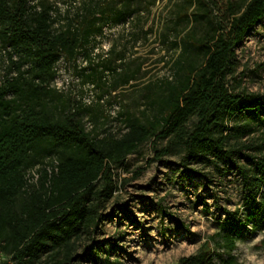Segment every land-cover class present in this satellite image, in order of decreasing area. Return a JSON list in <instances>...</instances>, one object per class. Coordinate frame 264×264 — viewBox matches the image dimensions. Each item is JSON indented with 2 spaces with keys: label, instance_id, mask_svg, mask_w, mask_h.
<instances>
[{
  "label": "trees",
  "instance_id": "obj_1",
  "mask_svg": "<svg viewBox=\"0 0 264 264\" xmlns=\"http://www.w3.org/2000/svg\"><path fill=\"white\" fill-rule=\"evenodd\" d=\"M157 3L165 8L160 42L173 35L167 50L177 54L163 63L167 74L145 87L150 102L140 117L129 113L120 134L99 135L87 130L80 103H40L38 93L59 62L74 67L81 60L77 73L84 81L96 89L108 83L101 95L118 82L137 81L140 64L132 70L136 62L123 56L152 33ZM263 21L264 0H85L62 14L46 0H0V40L17 54L9 61L19 76L29 74L28 88L16 79L0 84V256L8 258L0 264L71 263L75 243L104 221L102 207L116 189L114 169L147 142L154 143L155 159L178 155L186 169L200 164L224 174L219 165L229 166L241 179L243 207L251 210L243 224L263 231L264 154L245 153L260 148L240 143L251 133L248 122H232L240 113L262 112L263 100L229 83L237 48ZM113 29L121 34L105 56L92 58L97 38ZM123 37L126 44L117 49ZM24 64L28 70H21ZM45 158L51 162L38 170L36 186L28 185L27 171ZM224 214L222 230L238 223L239 210ZM236 237L235 231L220 236L227 251ZM204 248L177 264H213Z\"/></svg>",
  "mask_w": 264,
  "mask_h": 264
},
{
  "label": "rangeland",
  "instance_id": "obj_2",
  "mask_svg": "<svg viewBox=\"0 0 264 264\" xmlns=\"http://www.w3.org/2000/svg\"><path fill=\"white\" fill-rule=\"evenodd\" d=\"M46 1L62 14L85 0ZM231 1L241 4L243 0ZM153 12L155 27L152 33L138 42L135 49L126 47L123 56L125 63L136 62L130 65L132 70L140 64L135 76L137 81L124 86L118 82L114 92L101 95L108 83L96 89L84 81L77 73L85 66L81 60L74 67L70 62H59L52 79L38 93L40 103L67 107L70 103H80L87 108L88 115L84 117L87 130L95 129L99 135L105 134L103 130L106 134H120L127 114L140 117L147 110L150 93L145 87L167 74L163 63L177 54L167 50L175 40L173 35L168 36L165 44L160 42L158 17H163L164 3H157ZM151 23V19L146 20L145 28ZM119 33L117 29L104 30L97 38L98 46L92 58L96 59L100 52L105 56ZM125 41L124 37L119 39L117 49L126 44ZM10 53L0 40V84L16 79L24 84L22 87L28 88L29 74L19 76L9 61ZM10 56L12 61L18 58L15 53ZM161 57L162 61L158 62ZM21 70H28V65L24 64ZM229 83L234 90L257 94L263 100L262 112H243L232 122H248L251 133L240 143L260 148L245 153L264 154V21L256 25L237 48L236 66ZM162 145L157 143L156 146ZM153 146L151 142L143 144L135 154L126 157L121 168L114 169L112 180L116 189L102 207L104 221L93 235L79 238L69 264H177L181 258L198 254L203 246L210 253L213 264H224L230 259L232 264H264V230L253 232L250 223L243 224L251 210L243 207L241 179L237 173L223 164L219 166L224 174L212 166L200 164H191L186 169L178 155L155 159ZM50 162L45 158L27 171L28 185L36 186L38 170ZM238 163L246 166L242 157ZM237 210L238 223L225 225L222 230L224 211ZM164 214H170L171 219ZM230 231H235L237 237L234 249L229 252L220 236ZM1 259L8 261L4 256H0ZM36 264L49 263L41 259Z\"/></svg>",
  "mask_w": 264,
  "mask_h": 264
}]
</instances>
